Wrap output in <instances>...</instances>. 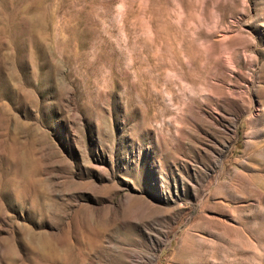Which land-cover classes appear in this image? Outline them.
<instances>
[{
  "label": "rangeland",
  "instance_id": "obj_1",
  "mask_svg": "<svg viewBox=\"0 0 264 264\" xmlns=\"http://www.w3.org/2000/svg\"><path fill=\"white\" fill-rule=\"evenodd\" d=\"M0 264H264V0H0Z\"/></svg>",
  "mask_w": 264,
  "mask_h": 264
}]
</instances>
